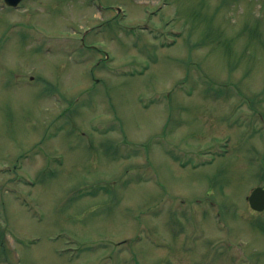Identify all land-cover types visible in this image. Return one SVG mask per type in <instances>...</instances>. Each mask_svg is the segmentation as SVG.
Listing matches in <instances>:
<instances>
[{
    "label": "rangeland",
    "instance_id": "1",
    "mask_svg": "<svg viewBox=\"0 0 264 264\" xmlns=\"http://www.w3.org/2000/svg\"><path fill=\"white\" fill-rule=\"evenodd\" d=\"M258 186L264 0H0V264H264Z\"/></svg>",
    "mask_w": 264,
    "mask_h": 264
},
{
    "label": "water",
    "instance_id": "2",
    "mask_svg": "<svg viewBox=\"0 0 264 264\" xmlns=\"http://www.w3.org/2000/svg\"><path fill=\"white\" fill-rule=\"evenodd\" d=\"M8 4H15L20 0H5ZM248 202L252 210L263 211L264 210V190L262 188L253 189L250 196L248 197Z\"/></svg>",
    "mask_w": 264,
    "mask_h": 264
}]
</instances>
